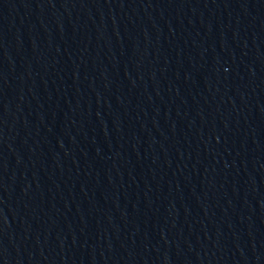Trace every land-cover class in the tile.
Wrapping results in <instances>:
<instances>
[{
  "label": "water",
  "instance_id": "95a60500",
  "mask_svg": "<svg viewBox=\"0 0 264 264\" xmlns=\"http://www.w3.org/2000/svg\"><path fill=\"white\" fill-rule=\"evenodd\" d=\"M264 123V0H0V264H227Z\"/></svg>",
  "mask_w": 264,
  "mask_h": 264
}]
</instances>
